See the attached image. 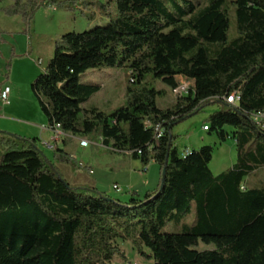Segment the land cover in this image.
<instances>
[{"label": "trees", "instance_id": "1", "mask_svg": "<svg viewBox=\"0 0 264 264\" xmlns=\"http://www.w3.org/2000/svg\"><path fill=\"white\" fill-rule=\"evenodd\" d=\"M5 2L1 12L26 26L41 7L72 11L78 5ZM82 4L95 10L90 17L98 13L109 24L63 34L54 43L56 58L30 90L50 129L94 136L143 166L155 163L159 184L142 200L132 193L122 203L63 180L54 163L85 168L63 150L54 149L50 161L36 139L0 131V264H108L123 255L111 246L117 239L153 264H264V180L244 187L246 178L264 170V123L253 120L264 113V0H233L237 37L230 42L223 0H208L199 10L185 2L187 11L180 8L176 16L162 13L160 0ZM10 68L9 62L5 78ZM114 68L129 70L135 85L126 90L124 106L110 114L84 110L101 85L79 77ZM158 77L170 89L189 81L188 95L159 109L163 91L148 80ZM232 93L238 96L234 105L226 102ZM209 105L220 109L208 117L206 132L219 143L232 139L236 148V163L218 176L209 169L211 146L182 157L171 132ZM189 216L190 223L180 222ZM167 223H181V232H164ZM199 243L212 249L198 250Z\"/></svg>", "mask_w": 264, "mask_h": 264}, {"label": "rangeland", "instance_id": "2", "mask_svg": "<svg viewBox=\"0 0 264 264\" xmlns=\"http://www.w3.org/2000/svg\"><path fill=\"white\" fill-rule=\"evenodd\" d=\"M58 1H68L69 4L77 3L78 5L72 11L55 8V6H53L55 9L52 6L41 7L34 12L28 26L19 17H7L0 10V30L4 32L1 38L6 41L5 44H0V90L9 83L12 92L8 103L11 102V109L21 110V114L37 120L38 123L41 113L37 107V100L30 90V85L43 72L48 62L56 58L55 41L69 32L78 33L109 24V21L98 13L90 17L95 10L91 5L84 10L82 4L84 1L95 5L104 3L105 0ZM185 2L193 3L196 10L208 4V0H160V10L162 13H172L176 16L182 8V14H184L187 11ZM232 2L233 0H223L222 5V10L225 11L229 21L228 42L237 37L235 9ZM7 5L8 2L0 4V9ZM7 62L13 66L11 79L10 75L5 78L3 73ZM38 62L41 64L39 65ZM33 74L35 77L28 81L29 76ZM148 80L153 88L163 91V94L156 99V106L159 109L170 108L175 102L171 89L161 82V77L156 80L148 78ZM79 82L101 85V90L82 108L84 110L96 108L106 114L124 106L126 90L135 86L130 84V71L125 68L90 70L79 77ZM219 109L218 105H209L201 112L174 126L171 131L174 136L173 144L180 155L186 150H197L203 146L213 148L209 169L214 176L231 168V162L236 163L234 141L229 138L219 144L214 135L203 131L202 128L208 125V117ZM1 125H4V121L0 120ZM227 131L229 134L232 133L231 129ZM83 139L89 143L87 148H80L77 141H72L69 150L75 154L76 162L85 168L74 171L69 166H56L62 179L67 183L76 184V186L87 184L93 187L95 185L96 191L122 203L128 202L132 193L138 200H142L147 193L157 188L160 177L156 164L148 165L147 172H142L144 166L139 160L133 159L128 154L111 151L110 147L102 146L101 141L94 136H87ZM44 152H47V155L51 154L47 150ZM89 170H92V174L88 173ZM263 180L264 170H260L251 178V183L254 185ZM113 185H117L121 191L116 192L112 188ZM191 221L192 216H189L187 219L182 218L180 222L190 223ZM180 224L174 226L172 223H167L163 231L180 233ZM111 246L118 248L123 255L115 256L108 264H153L151 260L139 254L130 242L117 239L111 243ZM196 248L209 250L212 246L207 247L199 243ZM142 252L143 255L148 254L144 248Z\"/></svg>", "mask_w": 264, "mask_h": 264}, {"label": "crops", "instance_id": "3", "mask_svg": "<svg viewBox=\"0 0 264 264\" xmlns=\"http://www.w3.org/2000/svg\"><path fill=\"white\" fill-rule=\"evenodd\" d=\"M0 32L4 33L1 30H0ZM3 41L4 42L0 43V44H5L6 43L5 40H3ZM12 67L13 66H11L10 71L8 73V76L10 75V79H11V75H12ZM4 70H5V67H4ZM3 73H4V77H5L6 71L3 72ZM35 75H37V74H35ZM34 77H35L34 74L30 75L28 81H31ZM10 79L8 80V82L10 81ZM7 85L10 88L9 83ZM0 86H1V81H0ZM11 92H12V90L10 88V93ZM11 105H12L11 102H9L7 104H2V103L0 104V120L4 121V125L0 126V131L6 132V133H9V134L21 137V138L36 139L38 141L39 150L41 152H43V154L50 161L52 160V152H53L54 149L63 150L65 153L69 154L72 158L75 159V154L71 153L70 150H69L70 142L77 141L78 142V147H80L79 143H80V140H84L83 138H76V137L72 136L71 134H63L62 133L61 138L59 140L55 141L54 139L56 138L55 137L56 135L47 126V120H46L45 116L42 114V112L39 110V108H38V110L41 113V115H39V117H38L39 118V123H38L37 120H35L33 118H28L23 113L21 114V110H16V111L12 110L11 109ZM219 144H221V143H219ZM47 145H51V146H53L55 148H48ZM234 145H235V143H234ZM87 147H80V148H87ZM45 150L50 151L51 154L47 155L46 154L47 152H44ZM191 150H194V149H191ZM235 150H236V148H235ZM151 164H155V163L150 162L148 165H151ZM54 165H55V167L58 166V165L59 166H68L66 164H59V163H54ZM231 165L232 166L234 165L233 162H231ZM232 166H230V167H232ZM88 173L92 174V170H89ZM253 176L254 175L246 178L245 183H244L245 184L244 187L250 188V187L254 186L251 183L252 182L251 178ZM70 185L71 186H76V184H70ZM79 186L92 187V186L87 185V184H80ZM94 187H95V185L93 186V188Z\"/></svg>", "mask_w": 264, "mask_h": 264}, {"label": "built area", "instance_id": "4", "mask_svg": "<svg viewBox=\"0 0 264 264\" xmlns=\"http://www.w3.org/2000/svg\"><path fill=\"white\" fill-rule=\"evenodd\" d=\"M38 64L40 65L41 63L38 62ZM191 87V83L189 81H182L176 88L171 89L172 95L175 99L177 98H181L184 97L186 95H188L189 89ZM9 95H10V88L8 86L4 87L1 91H0V102L2 104H7L8 103V99H9ZM238 101V96L236 93H232L229 97H227L226 102L228 104H232L234 105L236 102ZM253 120L260 124V123H264V113H258L256 115L253 116ZM203 131H207V128L205 126L202 127ZM51 131H53L55 133V141L59 140L62 136V133L59 131V126L55 125L53 128L50 129ZM157 132V136L159 137L161 135V131H158V126L156 129ZM88 141L86 140H80V147H87L88 146ZM48 148H54L51 145H47ZM188 153V151L186 150L181 156H185ZM147 166H144L142 168V172H147ZM116 192H120V188L117 185H113L112 187Z\"/></svg>", "mask_w": 264, "mask_h": 264}, {"label": "water", "instance_id": "5", "mask_svg": "<svg viewBox=\"0 0 264 264\" xmlns=\"http://www.w3.org/2000/svg\"><path fill=\"white\" fill-rule=\"evenodd\" d=\"M164 178H165V169H163V171L161 173V181H160L159 191L163 188Z\"/></svg>", "mask_w": 264, "mask_h": 264}]
</instances>
